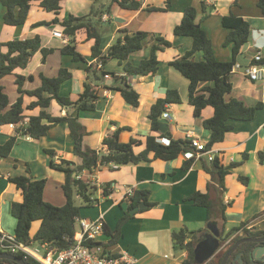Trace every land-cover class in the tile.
I'll return each mask as SVG.
<instances>
[{
    "label": "crops",
    "instance_id": "1",
    "mask_svg": "<svg viewBox=\"0 0 264 264\" xmlns=\"http://www.w3.org/2000/svg\"><path fill=\"white\" fill-rule=\"evenodd\" d=\"M143 1V7L137 10L124 8L114 2L109 11L102 13L100 29L106 30L105 34L102 33L103 49L106 50L115 42L118 30L123 28L131 32L150 33L145 47L129 58L135 65L149 57L151 46L157 41L158 36H164L172 44L158 51L160 67L156 74L128 77L129 83L140 93L138 107L129 104L119 91L106 87L114 83V74L124 73V65L118 59H110L104 65L103 69L109 72V77H104L100 82V98L97 101L96 110L79 112V120L88 131L84 137L86 146L107 151L103 139L109 130L128 127L121 132V140L129 141L131 137H137L142 140V144L136 146L135 151L143 150L146 147L147 136L158 134L152 130L149 118L151 107L159 98L166 95L169 88L179 90L182 102L173 103L167 108L171 134H166L167 136L164 137L171 136L179 139L193 135L205 142L210 139L211 132L205 128L204 120L214 114V108L208 106L200 115H196L194 106L188 101V79L170 64L175 57L182 56L193 45L192 37L174 34V27L181 22L184 10L188 6L198 9L200 13L198 21H201L200 24L211 38L215 55L221 60H231L233 55V45L224 43L229 30L222 24V17L234 13L249 21L252 36L242 47L237 63L233 67V91L230 97L243 100L248 105L258 101L264 103V72L259 78L251 79L246 71L258 51L264 54V12L258 6V0H171V7L166 11L147 8L149 6L164 7L165 0ZM203 2L206 11L202 9ZM110 3L111 0H63L62 9L59 14H56L45 10L40 5V1H33L26 23L12 26L4 22L6 8L0 1V42L39 35L43 47L56 49L45 58L42 51H37L27 67L17 68L14 73L3 78L10 100L13 102L18 96L17 74L27 77L34 75L24 83L25 88L33 89L40 85L41 72L51 76L61 67L69 68L72 77L62 83L60 93L77 97L84 90L86 82L92 81L93 75L88 70V66L97 61L92 56L95 39L87 38L85 29L77 33V49L87 60L77 62L70 55H62L59 51L70 40L63 33V26L58 23L38 26L36 24L41 21H51L56 16L62 20L68 18L70 14L84 16L90 14L92 10L104 9ZM92 20L95 22L97 17L92 16ZM2 50L6 49L2 48ZM203 57L201 51L195 55L197 60ZM32 99L26 96L25 104L30 103ZM68 110L72 109L62 107L56 100L52 101L49 108L54 115H67ZM39 112L40 108L37 107L26 110L25 113L31 115ZM25 121L27 122L28 119ZM233 125L234 128L226 133L225 139L211 147L214 153H205L195 158L192 166L187 170L181 168L188 160L185 153H181L177 158L164 160L153 158V152H151L150 161L128 164L116 169L103 167L92 173L85 171L82 175L84 179L99 185L112 182L113 192L108 197L101 198V191H99L96 195L100 200L95 205V211H90L83 216L98 218L103 215L104 222L113 229L128 206L125 200L128 190L130 188L148 189L150 190L149 200L156 204L149 209L147 207V209H139L134 217L123 225L121 236L113 248L116 252L130 251L137 258L136 264H183L188 254L187 250L174 246L172 233L184 226L189 230L199 231V239H195L197 245L209 228L207 209L196 206L185 198L197 190L219 197L217 179L204 167L205 163L209 164L213 156L218 157L223 165H229L233 161L241 160L243 153H249V158L233 168L225 178L226 190L223 199L229 204L225 211L226 229L231 228L230 223L238 226L264 213V162H261L259 158V151L264 148V107L256 112L252 120L233 121ZM15 133L14 125L0 127V143H4ZM45 148L56 150L53 158L56 162L65 158L81 163V158L74 153V140L66 122L54 125L47 135L37 140L30 136H19L11 154L0 162L1 230L6 231L4 228H10L7 215L8 212H12V203L23 199L22 190L10 182L9 176L28 174L27 166L29 165L34 178H47V183L51 178L52 182L59 186L64 183L65 173L50 166L51 156L45 152ZM164 173L166 175H163ZM239 175L248 176L249 183L245 184L239 180ZM46 193L47 184L44 191L46 200L58 205H63L66 201L64 192L61 193L58 189L55 192L56 199L53 201L50 197L46 198ZM112 212L116 213L111 219L109 216ZM190 223H195L197 228H191ZM218 223L220 225V222Z\"/></svg>",
    "mask_w": 264,
    "mask_h": 264
},
{
    "label": "trees",
    "instance_id": "2",
    "mask_svg": "<svg viewBox=\"0 0 264 264\" xmlns=\"http://www.w3.org/2000/svg\"><path fill=\"white\" fill-rule=\"evenodd\" d=\"M6 12L4 22L8 25L19 26L26 23L33 1H40V5L47 11L60 13L63 0H0ZM118 3L124 8L137 10L143 7V0H111V3L104 9L92 10L90 14L76 16L70 14L68 18L60 19L58 16L51 21H41L36 25L60 24L63 26V33L70 38L69 42L59 49L62 55H70L74 61H87L86 57L77 49V33L85 29L87 38L95 39L92 46V56L97 59L96 63L88 66L92 72V81L86 82L84 90L77 96L71 97L60 93V87L64 81L72 77V72L67 67H61L56 74H39L40 85L28 89L24 87L29 77L17 74L16 84L18 96L15 101H11L3 78L14 73L17 68L28 66L32 56L37 51H42L44 58L53 53L56 49L43 47L41 37L36 35L26 39H13L0 42V127L14 124L16 133L8 137L4 143H0V162L8 157L19 136H30L37 140L48 134L49 130L56 124L66 122L70 134L74 140V153L81 158V163H75L68 159H61L56 162V150L45 148V152L51 156L50 166L65 173V181L61 185L66 201L58 206L48 202L44 198V191L47 178H34L30 166H27L28 174L9 176L10 182L14 183L23 192L21 201L12 203V214L17 219L15 236L18 241L28 243L30 240L48 243L50 247L64 249L71 246L75 241L77 230V220L82 217L81 209L95 206L101 195L108 197L113 192L112 182H107L97 186L91 180L78 178L85 171L95 172L103 167L113 168L116 164L120 166L128 164H138L142 161H150V153L153 158L170 160L177 158L181 153L189 150H196L191 146L188 138L174 139L171 136L169 145L163 143L161 138L167 133L161 132L160 117L167 111L169 105L181 103L182 97L177 88H169L164 97L159 98L151 107L149 118L152 130L158 134L147 136L146 147L135 151V147L142 144V140L131 137L129 141L121 140V132L128 127H119L116 130H109L104 137V145L107 151L86 146L84 137L88 134L86 127L79 120L80 111H93L97 108V101L100 98L101 80L109 73L103 69L110 59H118L124 65V73L114 74V83L106 87L119 91L122 97L132 106L138 107L140 104V93L129 83L130 75L145 76L156 74L160 67L158 51L171 46L172 42L164 36H158L157 41L151 46L148 58L141 60L138 64H133L130 56L145 47L146 40L150 36L147 31L131 32L126 28L118 30V36L106 50L102 47L103 34L100 29V18L103 12L109 11L112 3ZM172 1L165 0L164 7L149 6L151 10L166 11L171 7ZM258 6L264 12V0H258ZM203 11H206L205 3H202ZM199 11L193 6H188L184 10L182 20L174 27V34L179 36H190L193 39L191 49L187 50L182 56L175 57L170 64L177 69L189 81L188 101L194 106V113L200 115L202 110L208 106L214 108V114L204 120V126L211 132L210 139L207 141V149L225 139L226 133L234 128L233 121L252 120L256 112L264 107L262 101L248 105L243 100L230 97L233 91L232 70L241 54L242 47L251 39L252 27L248 20L234 13L224 15L222 24L229 30L225 38V45H233V55L231 60H221L215 55L211 38L206 30L198 21ZM92 16L97 17L94 22ZM5 48L6 50H2ZM203 53V59L197 60V52ZM257 53L252 59V65H264V54L260 59L256 58ZM102 64L100 67L99 65ZM33 99L25 104V97ZM56 100L62 107L68 110L67 115H54L49 111L52 101ZM39 107L38 114L26 115V110H33ZM28 119L26 122L25 120ZM160 131V133H159ZM196 157H192L184 162L183 170L189 169ZM249 158V153L245 152L242 159L233 161L229 165H223L218 157L213 158L211 164H204L205 169L211 173L218 183V198L213 197L209 192L197 190L185 198L196 206L207 209L208 221H218L221 228L225 229L227 224L226 208L228 203L224 202L223 194L226 190L225 178L231 173L232 169L242 164ZM259 158L264 162V148L259 151ZM174 172H172L173 174ZM76 174V175H74ZM163 175H166L165 173ZM2 175L0 173V179ZM239 180L249 183V177L239 175ZM74 186L77 188V195L81 203L75 206ZM150 190L134 189L132 195L126 197L127 208L125 213L119 218L115 228L109 227L105 223V230L110 236L109 247H113L119 240L123 225L135 214L130 211L141 202L147 204V208L153 207L156 203L149 200ZM146 208V209H147ZM143 209V210H146ZM39 221L40 225L36 233L32 236L31 230L33 223ZM247 222L238 226L231 227L229 234L239 231ZM199 231L189 230L186 226L172 233V239L176 246L187 250V256L183 264H195L196 240L199 239ZM3 252L0 247V253ZM14 255L24 259L31 264H38L32 258H25L21 253ZM0 262L7 264H20L10 259H0Z\"/></svg>",
    "mask_w": 264,
    "mask_h": 264
},
{
    "label": "built area",
    "instance_id": "3",
    "mask_svg": "<svg viewBox=\"0 0 264 264\" xmlns=\"http://www.w3.org/2000/svg\"><path fill=\"white\" fill-rule=\"evenodd\" d=\"M62 35V33H61ZM261 51L257 52L256 58L260 59ZM100 67L102 64L99 65ZM251 79L259 78L264 72V65L254 64L246 69ZM106 77H109L107 74ZM163 116L168 118V112H164ZM14 125V124H11ZM15 126V125H14ZM191 141V146L196 150L184 152L187 159L199 157L205 153H214L213 150L207 149V142L200 137L189 135L187 137ZM161 141L167 145L170 139L163 137ZM215 156L212 157V159ZM211 159V160H212ZM113 168H118L116 164ZM81 173L78 178H83ZM93 184L100 186L98 183L91 181ZM102 192V189L100 188ZM133 188H130L126 194L132 195ZM103 198V196H100ZM110 236L105 230V222L103 215L98 218H90L82 216L77 220V230L74 243L64 249L50 247L48 243L30 240L28 243L18 241L15 234H9L0 229V247L3 252L21 253L25 258H32L38 264H136L137 258L128 250L116 252L113 247H109ZM37 244V245H36Z\"/></svg>",
    "mask_w": 264,
    "mask_h": 264
},
{
    "label": "water",
    "instance_id": "4",
    "mask_svg": "<svg viewBox=\"0 0 264 264\" xmlns=\"http://www.w3.org/2000/svg\"><path fill=\"white\" fill-rule=\"evenodd\" d=\"M160 127L159 130L161 132L167 133V135H170L171 132L169 131V119L161 116L160 118ZM76 175V174H74ZM74 199H75V206L80 205V197L77 195V188L74 186ZM147 204L145 202H141L138 206L134 207L130 213L135 214L139 209L146 208ZM208 227L210 229V233L206 234V236L198 242V244L195 247V263L196 264H203L206 260L210 259L214 253L218 250V247L220 245V235L221 230L218 226L217 221H211L208 224ZM249 241L251 239H248ZM251 241L258 242L259 239H253ZM239 243H236L231 250L228 252V254L223 259L222 264H226L227 258L237 249ZM242 253H239L233 260V264H249L248 261H245L243 258H241ZM0 259H10L17 261L20 264H31L29 262H26L24 259L8 252H1L0 253ZM264 259V246L260 245L253 249L252 255H251V261L256 260H263ZM0 264H7L4 262H0Z\"/></svg>",
    "mask_w": 264,
    "mask_h": 264
},
{
    "label": "flooded vegetation",
    "instance_id": "5",
    "mask_svg": "<svg viewBox=\"0 0 264 264\" xmlns=\"http://www.w3.org/2000/svg\"><path fill=\"white\" fill-rule=\"evenodd\" d=\"M256 218L258 221L251 223ZM254 219L247 221L245 226L232 234H229V229L221 228L218 223V226L221 230L220 245L214 255L210 259L206 260L203 264H222L223 259L236 243H239V245L237 249L227 258L226 264H233L234 258L239 253H242L241 258H243L245 261H248L249 264H264V259L261 261H251L253 249L260 245L264 246V213L255 217ZM210 232L211 231L208 228L202 238H204L206 234ZM248 239H259V241H249Z\"/></svg>",
    "mask_w": 264,
    "mask_h": 264
},
{
    "label": "rangeland",
    "instance_id": "6",
    "mask_svg": "<svg viewBox=\"0 0 264 264\" xmlns=\"http://www.w3.org/2000/svg\"><path fill=\"white\" fill-rule=\"evenodd\" d=\"M88 15V14H87ZM100 26H102V24H100ZM107 27H108V24L106 25ZM104 28H106V27H104ZM103 32V34H105V32H106V30H102ZM209 164H211V162H209ZM56 189H58L61 193L63 192L62 191V187H61V185L59 186V184H56V183H54V182H52V180H51V178L49 179V181H48V183H47V193H46V198L48 199V197H50V198H52L51 200L53 201V200H55L56 199V196H55V192H56ZM45 198V197H44ZM46 200V199H45ZM46 201H48V200H46ZM49 202V201H48ZM52 203V202H51ZM55 205H58V204H55ZM58 206H61V205H58ZM87 208V207H86ZM85 208V206L81 209V215L83 216V215H86V214H89V212L90 211H95V209H96V206H94V207H88L87 209ZM86 209V210H85ZM84 211H87V212H84ZM116 212H112L111 214H110V218L112 219V218H114L115 217V214ZM8 217H9V226H10V228H4V230H6V232H8L9 234H15V226H16V219H15V217L13 216V214H12V212H8V215H7ZM258 221V219L256 218V219H254L251 223H254V222H257ZM221 224H222V222H220ZM14 224V225H13ZM39 225H40V222L39 221H35L34 223H33V227H32V230H31V235L33 236L35 233H36V231H37V229H38V227H39ZM235 225V223H230V226L231 227H233ZM13 226V227H12ZM189 226L191 227V228H197V226L195 225V223H190L189 224ZM181 229V228H180ZM177 230H179V228L177 229ZM174 244V243H173ZM37 245V244H36ZM174 246H176L175 244H174ZM177 248L178 249H180V246H177Z\"/></svg>",
    "mask_w": 264,
    "mask_h": 264
}]
</instances>
